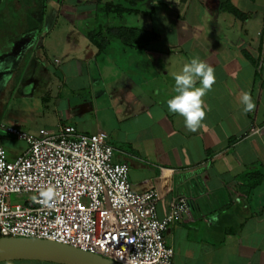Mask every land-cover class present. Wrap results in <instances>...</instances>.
<instances>
[{"label":"crops","instance_id":"1","mask_svg":"<svg viewBox=\"0 0 264 264\" xmlns=\"http://www.w3.org/2000/svg\"><path fill=\"white\" fill-rule=\"evenodd\" d=\"M52 1L35 23L0 24V123L106 132L133 188L159 193V217L174 197L193 200L192 217L165 234L175 264H264V179L249 190L246 178L264 174V133L244 136L264 127V0H230L244 19L223 11L225 0H153L151 16L108 22L97 0ZM119 27L156 38L129 46L110 36ZM194 56L214 67L216 83L203 97L205 126L191 131L166 100L175 95L171 72ZM244 92L255 104L247 113ZM0 142L9 160L28 149L2 129Z\"/></svg>","mask_w":264,"mask_h":264},{"label":"built area","instance_id":"2","mask_svg":"<svg viewBox=\"0 0 264 264\" xmlns=\"http://www.w3.org/2000/svg\"><path fill=\"white\" fill-rule=\"evenodd\" d=\"M0 129L28 146L9 160L0 142V238L57 241L120 264H175L165 234L192 217L193 200L178 195L159 217V193L133 188L106 132L61 125L57 133H30L4 123ZM263 133L252 126L244 136ZM48 189L54 197L45 203L40 194Z\"/></svg>","mask_w":264,"mask_h":264},{"label":"trees","instance_id":"3","mask_svg":"<svg viewBox=\"0 0 264 264\" xmlns=\"http://www.w3.org/2000/svg\"><path fill=\"white\" fill-rule=\"evenodd\" d=\"M50 0H0V24L3 21L11 23L28 22L35 23L37 19L32 15L37 10H45ZM98 11L103 21L108 22L110 18L120 19L125 16H151L155 12L153 0H114L105 4L97 0ZM222 10L228 12L239 19H244L245 15L237 9L230 0L221 2ZM110 36L120 39L122 42L132 45H146L156 38V34L135 28L119 27L109 29ZM114 32V34L112 33ZM97 38L98 36H94ZM102 44L99 45L101 48ZM247 186L253 190L264 179V174L260 171L246 175Z\"/></svg>","mask_w":264,"mask_h":264},{"label":"clouds","instance_id":"4","mask_svg":"<svg viewBox=\"0 0 264 264\" xmlns=\"http://www.w3.org/2000/svg\"><path fill=\"white\" fill-rule=\"evenodd\" d=\"M0 68H3L2 63H0ZM171 75L175 82V95L166 100L168 111L182 116L185 126L191 131L204 127L206 111L203 107V97L212 90L216 83L214 67L198 56H194L184 63L182 68L172 71ZM197 81H199V86H197ZM240 101L245 113L252 111L255 107L251 94L248 92L241 95ZM40 195L44 202L48 203L53 199L54 192L48 189L42 191ZM215 219L217 217L214 216L213 220Z\"/></svg>","mask_w":264,"mask_h":264},{"label":"water","instance_id":"5","mask_svg":"<svg viewBox=\"0 0 264 264\" xmlns=\"http://www.w3.org/2000/svg\"><path fill=\"white\" fill-rule=\"evenodd\" d=\"M39 261L54 264H120L101 255L37 238H0V263Z\"/></svg>","mask_w":264,"mask_h":264},{"label":"rangeland","instance_id":"6","mask_svg":"<svg viewBox=\"0 0 264 264\" xmlns=\"http://www.w3.org/2000/svg\"><path fill=\"white\" fill-rule=\"evenodd\" d=\"M50 5L52 7H55V6H57V2L54 0V1H52V3H50ZM32 15L34 16L35 14L33 13Z\"/></svg>","mask_w":264,"mask_h":264}]
</instances>
